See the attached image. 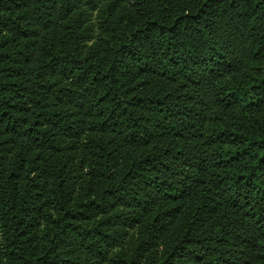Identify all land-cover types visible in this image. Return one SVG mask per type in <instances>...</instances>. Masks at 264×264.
Instances as JSON below:
<instances>
[{
    "label": "trees",
    "instance_id": "obj_1",
    "mask_svg": "<svg viewBox=\"0 0 264 264\" xmlns=\"http://www.w3.org/2000/svg\"><path fill=\"white\" fill-rule=\"evenodd\" d=\"M0 264H264V0H0Z\"/></svg>",
    "mask_w": 264,
    "mask_h": 264
}]
</instances>
